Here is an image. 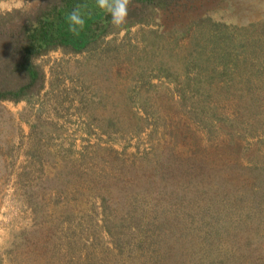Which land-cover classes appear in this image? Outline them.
<instances>
[{"label": "rangeland", "instance_id": "obj_1", "mask_svg": "<svg viewBox=\"0 0 264 264\" xmlns=\"http://www.w3.org/2000/svg\"><path fill=\"white\" fill-rule=\"evenodd\" d=\"M38 2L0 0L5 6L0 13ZM190 2V14H184L193 18L200 14L211 21L203 27L209 38L207 61H213L218 72L241 74L236 77L238 85H233L237 87L233 97L219 95L223 85L218 76L212 86L217 113L240 118L238 128L244 137L239 142L245 154L229 148L223 130L209 133L192 120L181 107L174 83L155 76L148 32L153 24L120 26L82 52L52 50L42 56L46 81L39 100L0 101V264H151V251L157 255L161 250L156 245L139 248L136 233L143 230V222L163 218L172 219L171 228L183 234V246L177 247L184 251L207 255L209 248L220 254L229 249L239 252L235 259L241 264H264V101L255 104L263 108L250 112L235 97L247 83L264 94L262 59L237 49L245 29L262 30L264 0ZM176 15H163L154 22L172 28L193 19L180 20ZM215 24H223L227 31L223 25L217 30ZM261 34L264 37V29ZM183 44L180 39L179 45ZM226 52L233 53L239 68L217 60ZM170 60L169 71L182 80L183 62ZM241 76L250 81L239 83ZM165 149L176 154L173 161H186L192 174L172 170L160 174L156 185L123 188L122 204L107 210L105 203L119 190L121 162L137 165L140 158L151 159V152ZM195 164L208 175L202 178ZM54 167L74 169L83 176L67 181L59 200L58 189L50 186L56 180L46 177ZM64 171L67 176L71 173ZM87 175H91L88 181ZM90 187L93 206L83 212ZM67 204L73 213L65 215L61 208ZM125 215L130 223L117 224V218ZM161 231L169 228L161 226ZM125 233H134L132 244L118 245L117 238ZM246 233L250 237L242 236Z\"/></svg>", "mask_w": 264, "mask_h": 264}, {"label": "trees", "instance_id": "obj_2", "mask_svg": "<svg viewBox=\"0 0 264 264\" xmlns=\"http://www.w3.org/2000/svg\"><path fill=\"white\" fill-rule=\"evenodd\" d=\"M190 1L130 0L129 15L126 18V22L121 26L129 28V25L135 22H139L140 24L150 23L155 26V28H151L148 31L151 36L150 40L151 42L153 41V47L150 46L149 51H151L150 53L154 58L152 66L157 68L155 76L168 78L174 83V90L179 92L181 107L192 120L198 122L209 133H215L218 129L223 130L229 137V148L232 150L238 149V152L245 154L243 151L245 147L240 146L241 143L239 142L244 137V132H241L242 130L238 128L241 122L240 118L231 119L217 113L214 105L217 100L215 102L213 100L215 89L212 86L218 76L219 81L223 85L218 91L219 95L232 96L235 94L234 90L237 88L233 85H238L236 77L241 74L237 75L236 71H230L227 74V70L225 69L218 72L215 68L216 64L213 66V61H207V58L210 56H206L209 54L205 52L207 47L205 42H208L209 38L205 37L206 32L203 27L206 26L207 21H210V18L201 16L200 14L193 18L190 15L184 14L189 11L187 4L191 3ZM77 4H88L93 11L91 18H86L85 27L81 30L79 36L74 35L68 30L69 26L66 20L67 14ZM94 5L95 0H39L38 4L34 7H22L0 13V101L10 100L13 102L25 101L32 103L39 100L40 92L44 88L46 81L42 56L57 49L63 54L88 50L100 39H103V36L117 29V27L112 25L110 15L101 12ZM185 6L187 7L186 10ZM177 8H180V11H177ZM174 12L178 14L176 17L180 20L193 19L186 25L181 24L172 28H166L163 27V24L154 22L161 16H168ZM215 25L217 26V30H219V25L223 24ZM221 28L227 31L225 26ZM261 29L263 30L264 26ZM262 30L255 32L248 28L245 29V35H243L245 38H242L243 40H239L237 43L240 46V48H237L239 49L238 53L249 52L256 60L262 59L264 63V37L261 36ZM225 35H228V33ZM227 38L229 39V36ZM180 39L184 41L182 46L179 45ZM232 54L226 52L225 56H219L217 60L219 59L225 63L226 61H231V64H233L231 69H237V66L238 68L240 66L236 58L231 57ZM227 55L231 58H228ZM173 57L174 60L183 62L184 68H186L182 80H180L177 72L169 71L172 66L171 61H173L170 59H173ZM263 63L260 65L262 78H264ZM239 80V83L250 81L245 80L243 76L239 77ZM237 91L235 97H239V100L236 101L243 103V105L246 104L247 111L252 112V110L258 107L263 108V106L255 105L257 102L259 103V99L261 102L264 101V94L257 92L254 89V85L252 86V84L247 83L245 87H239ZM170 150H154V152H151V159L140 158V163L137 165L121 162L123 174H121L117 182L119 190L116 191L114 198L107 200V203L104 205L105 208L110 211L112 208L115 209L116 206L114 205L122 204L120 201L122 193L120 192L124 190L123 188L136 186L139 189H145L156 185L157 178L163 172L169 173L175 170L177 172L181 171L180 175L183 174L184 176L192 174V172H189V168H187L188 163L186 161L180 159L173 161L172 158L176 154L171 153L172 151ZM50 161V159H46L47 165H51ZM141 161L145 162L141 163ZM196 166L195 164L194 168L202 178L208 175L206 171H203L204 169H197ZM199 167L206 169L205 164H200ZM59 169L54 167V172L46 175V177L52 178L53 181L56 180L52 184H49L51 187L58 189V193L55 194V199L58 200L60 199V194L64 193L67 188V184L65 185L67 181H74L75 177L79 179L83 177L74 169H64L71 171L68 176L63 168ZM234 169L236 171L240 170V173H244L242 168ZM90 177L91 175H87L84 178L88 181ZM93 192L94 188L90 187L89 198L83 205V212L92 208L93 204L90 196L93 195ZM259 194L262 195L261 192ZM44 195L41 194V196ZM252 197V203L255 206L258 195L255 193L252 194ZM87 203H89L88 206ZM61 209V212L65 215L73 213L71 204H67ZM37 213H39V210ZM60 221L59 219L58 222ZM116 221L119 225L128 224L130 223V217L128 215H125V217L119 216ZM150 222L153 224L147 222L141 223L143 230H139L136 233V237L139 238V243L136 245L139 248H142L143 245L159 246L161 252L157 255L151 251L150 257L153 258L151 264H241L240 261L235 259L239 252L236 253L229 249L226 250L227 252L222 253L223 256H220L222 254L217 252V250H211V248H209V254L207 255L202 251L201 253L200 251L191 253L192 249L184 251V249L178 248L179 243H182L183 246L181 239L183 238V234L171 228L172 219L163 218L159 222L153 219ZM138 226L140 227L139 224ZM161 226L168 227L169 231H161ZM51 227L52 225H50ZM249 228L250 226H245L246 230ZM253 228H256V226ZM161 232L165 233L160 234ZM131 235H134V233L121 234L117 238V244L120 245L121 242L122 244L126 242L128 245H131ZM242 236L250 237L248 233ZM132 250L133 248L130 252ZM128 259L136 262L131 258Z\"/></svg>", "mask_w": 264, "mask_h": 264}, {"label": "clouds", "instance_id": "obj_3", "mask_svg": "<svg viewBox=\"0 0 264 264\" xmlns=\"http://www.w3.org/2000/svg\"><path fill=\"white\" fill-rule=\"evenodd\" d=\"M129 4L130 0H95L94 7L110 15L112 25L118 28L126 22ZM4 7L0 4V8ZM92 15V8L88 4H77L66 16L68 30L79 36L85 27L86 18L90 19Z\"/></svg>", "mask_w": 264, "mask_h": 264}]
</instances>
